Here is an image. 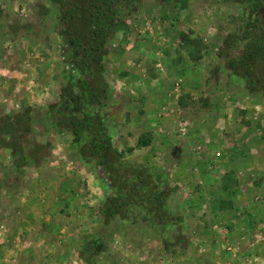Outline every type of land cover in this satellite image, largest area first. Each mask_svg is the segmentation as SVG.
I'll return each instance as SVG.
<instances>
[{"label":"rangeland","instance_id":"obj_1","mask_svg":"<svg viewBox=\"0 0 264 264\" xmlns=\"http://www.w3.org/2000/svg\"><path fill=\"white\" fill-rule=\"evenodd\" d=\"M72 2L0 0V90L6 60L30 78L20 79L21 99H0V158L9 163L0 171L37 178L48 162L63 177L56 190L71 188L84 204V220L78 208L62 209L69 219L50 230L45 211L34 213L37 228L22 227L20 237L0 210V264L33 262V246L35 264H183L188 253L201 264L203 235L226 263L264 264V84L252 93L226 63L246 53L235 38L242 6L120 1L96 64L97 52L66 42L62 17ZM93 78L100 157L87 149L91 130L74 144L51 108L64 103V88L79 95L81 81ZM16 182L0 190L13 194ZM27 212L12 216L26 224Z\"/></svg>","mask_w":264,"mask_h":264},{"label":"trees","instance_id":"obj_2","mask_svg":"<svg viewBox=\"0 0 264 264\" xmlns=\"http://www.w3.org/2000/svg\"><path fill=\"white\" fill-rule=\"evenodd\" d=\"M120 1L129 2V0H73V7L62 17L63 21L68 22V29L63 32L66 42L73 48L76 47L78 52L81 48L97 52L90 58L98 64L105 38L115 28L114 19L117 17ZM230 1L242 6L244 28L235 38L244 42L246 53L227 60L226 63L233 72L245 80L247 89L252 93L260 92L264 84V68L260 65L264 59V0ZM93 81L94 78L92 81H81L79 95L72 92L73 86L70 84L63 89L64 103L53 105L51 108L57 109L56 113L61 117L59 123L71 132L74 144H79L83 133L91 130L89 136L85 134L88 139L86 146L91 155L100 157L101 148L105 147V143L97 137L102 132V120L100 114L95 113V106L100 103L96 100L99 94L98 90L96 91L98 89L96 82ZM88 124L92 127H85Z\"/></svg>","mask_w":264,"mask_h":264},{"label":"crops","instance_id":"obj_3","mask_svg":"<svg viewBox=\"0 0 264 264\" xmlns=\"http://www.w3.org/2000/svg\"><path fill=\"white\" fill-rule=\"evenodd\" d=\"M16 60L12 58L11 60H6L5 62V67L2 70V74L6 76V88H3L0 90V99L1 101H6L7 98L12 99L15 95H17V98L21 99L20 94L23 93L21 91V88L23 86L20 85V79H23L24 82H26V77L28 79L29 76L27 75L28 70H26L25 76L23 74H19L15 72L16 70ZM31 72V70H29ZM30 82V81H29ZM18 89V91H17ZM19 92V93H18ZM21 92V93H20ZM25 96V94L23 93ZM17 156L14 157L16 159ZM54 157L52 155L49 156ZM48 156L44 157V162L48 160ZM13 159V160H14ZM14 162V161H13ZM41 162V161H40ZM51 163V162H50ZM9 163L5 161V158H0V167H6ZM48 162H45V167L44 171L37 172V178H35V174L28 173V172H23L22 170H19L17 172H9L7 173L6 171H0V185L5 184L6 181L9 179L13 180L16 179V186L15 187V192L12 194L10 193L9 189L5 187V190L2 191L0 190V210L3 212V214L7 213L6 215L9 216L6 218V221L11 222L12 225V230H10L8 233L12 232V235L15 234L17 235L16 237H20L21 231L23 230L22 227L26 229H34L37 228L34 224L37 225V221L39 220V216L44 210L46 215H45V220L48 222L44 227H48L49 230L50 228H53L51 224H57L58 226H61L62 223L66 221V219H69L67 215L65 214V218L63 215V210L69 208V211H76L78 208V220L81 222L83 219V212H84V204L81 205V203L78 201V196L76 195V192L74 191V195L71 197V188H59V190H56L57 188L53 185L54 180H58L59 182L62 181L63 177H60L58 171L54 170L53 168L49 169V165L47 167ZM43 169V168H42ZM10 176V177H9ZM40 177V178H39ZM37 181H35L34 179ZM42 183V184H41ZM47 186V188H44V186ZM41 186V187H40ZM19 190V191H18ZM94 190V189H93ZM68 191V192H66ZM72 199V200H71ZM84 199V197L82 198ZM41 203H40V202ZM68 203V204H67ZM80 203V204H79ZM79 204V206H78ZM88 204V203H87ZM68 205L71 206L67 207ZM25 209L28 211L25 216L26 218L29 219V221L25 224L23 218L20 217H15L13 218L12 214L16 209ZM63 209V210H62ZM87 209V208H86ZM34 213L37 215L34 216ZM35 217V222L30 221V218ZM70 217V216H69ZM85 218V217H84ZM60 223H58V221ZM42 221V220H40ZM192 221V220H191ZM79 222V224H80ZM202 222H198L197 226H201ZM81 226V225H79ZM34 227V228H33ZM96 227V226H94ZM6 231V230H5ZM17 232V233H16ZM36 236V235H35ZM14 237V236H13ZM82 238V236H80ZM203 238L207 241V250L203 254L204 255V263L201 264H229L225 262V257L217 251V248L215 245H213V242L211 241V238L209 235H203ZM34 241V240H33ZM35 245H38V241L35 239L34 241ZM37 249L34 248V246L28 250V256L29 260H34L37 259V256L31 255V252H36ZM56 252V250H50L51 254L53 252ZM208 251V252H207ZM142 257L141 253H139ZM195 254L188 253L185 255H182L183 259V264H198V258H195ZM139 256V255H138ZM34 258V259H33ZM143 259V257H142ZM149 259V258H148ZM196 259V260H195ZM195 260V261H194ZM30 262L29 264H35V262ZM141 264V262H139ZM176 264L178 262L175 261ZM246 264V263H244Z\"/></svg>","mask_w":264,"mask_h":264}]
</instances>
